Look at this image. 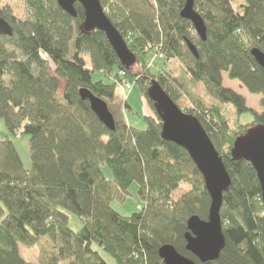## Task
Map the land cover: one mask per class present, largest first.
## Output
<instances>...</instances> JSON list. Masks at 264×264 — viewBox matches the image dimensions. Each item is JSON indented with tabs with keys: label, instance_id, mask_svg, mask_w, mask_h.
<instances>
[{
	"label": "trees",
	"instance_id": "trees-1",
	"mask_svg": "<svg viewBox=\"0 0 264 264\" xmlns=\"http://www.w3.org/2000/svg\"><path fill=\"white\" fill-rule=\"evenodd\" d=\"M236 1L194 0L206 28L203 42L180 17L186 0H99L136 58L128 70L102 32L80 30L84 11L78 4L73 18L56 0H27L31 18L23 22L0 4V18L12 28V36L0 35V120L11 136L29 137L31 161L26 169L13 141L0 140V264H32L21 258L20 246L37 249V264H107L93 245L116 264H164L158 255L164 245L201 264L185 250L184 234L191 216L206 220L210 198L186 151L161 139L162 124L146 93L152 80L177 106L181 95L191 100L193 108L182 111L201 123L231 179L220 210L225 246L205 264H264L260 185L249 163L230 156L237 136L264 125V68L250 52L264 54V0ZM149 49L177 61L178 76L164 69L151 74ZM94 72L136 81L153 113L144 130L114 118L110 132L98 121L79 91L103 100L113 115L109 103L116 85L94 82ZM222 74L261 95L263 112L224 87ZM197 83L233 106L238 117L252 114L251 122L231 132L217 106L208 108L194 96ZM181 183H190V190L176 201L172 196ZM133 184L144 206L123 216L113 204L123 203ZM67 213L82 221L78 232L69 228Z\"/></svg>",
	"mask_w": 264,
	"mask_h": 264
},
{
	"label": "water",
	"instance_id": "water-1",
	"mask_svg": "<svg viewBox=\"0 0 264 264\" xmlns=\"http://www.w3.org/2000/svg\"><path fill=\"white\" fill-rule=\"evenodd\" d=\"M58 7L75 18V4L84 11L80 30L84 33L100 31L116 54L120 64L130 69L136 64L135 56L129 51L125 40L105 15L99 0H56ZM194 0H186L180 17L191 23L197 36L204 42L206 28L203 19L193 9ZM0 35L12 36L11 26L0 18ZM189 52L197 59L195 47L186 42ZM251 55L259 66L264 68V54L252 49ZM147 97L152 103L162 128L161 139L184 149L201 175L206 192L210 198L207 218L191 216L186 223L184 234L185 250L192 254L201 264L216 261L225 246L222 232L220 210L223 195L231 186V179L218 152L201 123L191 114L183 112L161 88L152 80L147 88ZM82 101H87L92 113L110 132L115 131L114 117L107 104L86 89H81ZM232 160H244L256 173L262 202L264 204V125L249 127L244 134L235 138L230 150ZM164 264H196L192 259L179 254L172 245H164L158 250Z\"/></svg>",
	"mask_w": 264,
	"mask_h": 264
},
{
	"label": "rangeland",
	"instance_id": "rangeland-1",
	"mask_svg": "<svg viewBox=\"0 0 264 264\" xmlns=\"http://www.w3.org/2000/svg\"><path fill=\"white\" fill-rule=\"evenodd\" d=\"M242 0H237L235 4H238ZM0 4L3 8H6L10 11L11 15L15 17L16 21H26L31 18V12L27 5V0H0ZM105 14L111 13L108 6L104 9ZM114 11V10H113ZM114 13V12H113ZM87 68H91V62L88 55H83ZM147 70L151 71V74L156 75L160 73V69L164 71H172L171 75L177 77L180 72V64L177 61H165L164 57L154 49L148 50L147 60H146ZM135 67V66H134ZM160 71V72H158ZM116 74H112L110 77H105L101 72H94L92 80L94 82L103 81L105 84L115 83V96L114 101L109 103L110 110L112 111L114 118L116 120H124L128 126L134 127L135 129L144 130L146 128L145 118L147 116H152L153 113L151 108L147 104L146 100L140 93L139 87L136 85L134 79H128L127 82L132 86V89L128 91L125 88L124 82L115 81ZM222 83L224 87L234 90L236 93L241 95L245 99V104L247 107L251 108L256 113L260 114L263 112L261 107V95L250 94L246 88L240 83V81H233L228 78L226 74H222ZM194 96L199 98L205 106L212 107L217 106L223 117L228 122L229 129L231 132H234L238 129L240 124H248L252 120V114L246 113L238 117L233 106L229 104H221L214 98L210 97L207 94V91L203 84L197 83L193 88ZM61 92V90H60ZM178 107L183 109L193 108L192 102L185 95H181L178 99ZM10 139L13 141L17 152L20 156V159L26 169L31 167V161L28 151V136H23L21 138H16L11 136L8 131L5 129L3 122L0 120V140L1 139ZM105 174L109 177L107 171ZM190 177H192L190 175ZM190 183H181L177 191L174 192L172 199L178 200L181 196L186 194L190 190ZM144 206L143 203L137 197V185L133 184L129 190L128 194L125 196V200L121 204L114 203L113 207L115 210L123 215L129 216L132 213L138 211L139 208ZM69 217V228L78 232L82 228V221L75 215L67 213ZM93 248L99 252L101 258L107 264H116L115 261L107 253L103 252L98 246L93 245ZM20 256L22 259L32 263L37 264V249L31 248L26 249L20 246L19 248Z\"/></svg>",
	"mask_w": 264,
	"mask_h": 264
},
{
	"label": "built area",
	"instance_id": "built-area-1",
	"mask_svg": "<svg viewBox=\"0 0 264 264\" xmlns=\"http://www.w3.org/2000/svg\"><path fill=\"white\" fill-rule=\"evenodd\" d=\"M119 76H120V77H124V76H125V73H124L123 71H120V72H119ZM132 86H133V85L129 84V83L127 82V80L125 81V88H126L128 91H130V90L132 89Z\"/></svg>",
	"mask_w": 264,
	"mask_h": 264
},
{
	"label": "flooded vegetation",
	"instance_id": "flooded-vegetation-1",
	"mask_svg": "<svg viewBox=\"0 0 264 264\" xmlns=\"http://www.w3.org/2000/svg\"><path fill=\"white\" fill-rule=\"evenodd\" d=\"M76 5V4H75ZM75 7V6H74ZM6 21V20H5ZM7 22V21H6ZM8 23V22H7ZM9 24V23H8ZM10 25V24H9Z\"/></svg>",
	"mask_w": 264,
	"mask_h": 264
},
{
	"label": "bare ground",
	"instance_id": "bare-ground-1",
	"mask_svg": "<svg viewBox=\"0 0 264 264\" xmlns=\"http://www.w3.org/2000/svg\"><path fill=\"white\" fill-rule=\"evenodd\" d=\"M18 137V136H17ZM182 255V254H181Z\"/></svg>",
	"mask_w": 264,
	"mask_h": 264
}]
</instances>
